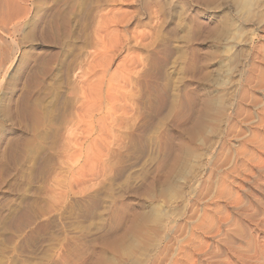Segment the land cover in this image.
Returning <instances> with one entry per match:
<instances>
[{
  "label": "rangeland",
  "instance_id": "obj_1",
  "mask_svg": "<svg viewBox=\"0 0 264 264\" xmlns=\"http://www.w3.org/2000/svg\"><path fill=\"white\" fill-rule=\"evenodd\" d=\"M10 1L1 12L20 17L0 32L9 59L0 69V264L139 256L140 264H264V8L252 0ZM34 62L33 83L26 70ZM158 90L167 100L160 112ZM182 92L194 111L175 122ZM8 140L16 144L9 174ZM24 204L29 223L16 230L12 216Z\"/></svg>",
  "mask_w": 264,
  "mask_h": 264
},
{
  "label": "bare ground",
  "instance_id": "obj_2",
  "mask_svg": "<svg viewBox=\"0 0 264 264\" xmlns=\"http://www.w3.org/2000/svg\"><path fill=\"white\" fill-rule=\"evenodd\" d=\"M1 1H3L4 3H5V1H6V3L5 4H7V6H8V3H7V1L8 0H1ZM0 1V2H1ZM10 1V0H9ZM13 0H11L10 1V3H9V6H10V4H11V2H12ZM196 1V0H195ZM4 3L2 4V3H0L1 5H4ZM55 3V2H54ZM246 3V2H245ZM252 6H254L253 8H259V7H262V8H264V2H262V1H260V0H252ZM13 6H15L14 4H12ZM11 5V6H12ZM22 5V4H21ZM5 6V5H4ZM19 6H20V4H19ZM19 6H18V8H19ZM1 8H0V32H1V35L2 34H4L5 35V33H7V32H9L8 31V28H7V25L8 24H10V23H12V21L13 20H15V19H18V17H20V14H18V13H20L19 12V10L18 11H16V10H14L13 8L11 9L10 8V10L9 11H6L5 13H4V10H3V12H1V10L3 9L2 7L3 6H0ZM25 7V6H24ZM4 8H6V10H8L9 9V7L7 8L6 6L4 7ZM17 8V7H16ZM262 8H259V9H262ZM25 9V8H24ZM24 9H20V11H22V10H24ZM55 9H56V7H55ZM14 10V11H13ZM51 10H53V9H51ZM51 10H50V12H51ZM17 13H16V12ZM53 11H55V10H53ZM53 11L50 13V16H49V20H46L48 23L46 24L45 23V27H46V29H48V30H51L52 29V27H51V24H53V23H51V21H50V18L52 19V15H53ZM254 11V10H253ZM260 11V10H259ZM258 11V12H259ZM262 11V10H261ZM56 12V11H55ZM22 13V12H21ZM254 13V12H253ZM261 13V12H260ZM259 14V13H258ZM245 15V14H244ZM256 13L254 14V18H256ZM22 16V15H21ZM68 16V15H67ZM253 16V15H252ZM264 16V15H263ZM194 18H195V15L193 16ZM245 19H246V17H245ZM263 19V18H262ZM258 20V19H257ZM256 20V21H257ZM264 20V19H263ZM262 20V21H263ZM198 21V20H197ZM253 21V20H252ZM202 22V21H201ZM258 22V21H257ZM256 22V23H257ZM261 22V21H260ZM259 23V22H258ZM263 23V22H262ZM67 24V23H66ZM255 24V23H254ZM199 25V24H198ZM260 25V24H259ZM43 27V26H42ZM258 27V26H257ZM263 27V26H262ZM44 28V27H43ZM264 30V29H263ZM5 31H7V32H5ZM8 35V34H7ZM195 35V34H194ZM199 35V34H198ZM244 35V34H243ZM2 38V37H1ZM250 38H251V36H250ZM195 40V39H194ZM251 40V39H250ZM2 42H3V40H1ZM247 42H249V40L247 41ZM2 45V44H1ZM3 45H4V43H3ZM165 46V45H164ZM3 47V46H2ZM2 47H0V48H2ZM247 47V46H246ZM3 50H5L4 49V47L2 48ZM164 49V48H163ZM2 50V51H3ZM168 50V49H167ZM241 50V49H240ZM258 50V49H257ZM4 53H5V51H4ZM8 53H9V51H8ZM164 53H165V51H164ZM239 53H240V51H239ZM246 53H247V51H246ZM246 53H244V54H246ZM243 54V51L241 50V53H240V56ZM3 55V52H1V49H0V57ZM6 54H4L3 55V57H1L0 58V69L5 65V59H6V61L7 60H9L8 58H4V56H5ZM7 56V55H6ZM238 56H239V54H238ZM243 55L241 56V57H239V59L238 60H236L237 61V63H236V65H235V67H234V70H233V72H232V74H231V76H228V77H230L229 79H228V81H227V86H226V90H225V93H224V101H225V103H226V105H228V106H232V104H233V100H234V93H235V91H236V89L238 88V82H239V79H240V76H241V74H242V65H243V61H244V59H243ZM246 57H247V54H246ZM4 58V59H3ZM246 60V59H245ZM260 61V60H259ZM8 62V61H7ZM246 62V61H245ZM38 62H34L31 66H29L28 67V69L26 70V73L28 74V76L30 77V79L33 81V83L35 82V79H36V77H37V70L38 69H36V68H38L37 66H38ZM245 64V63H244ZM234 65V64H233ZM41 66V65H40ZM88 66V65H87ZM6 67V66H5ZM105 70V69H104ZM232 70V69H231ZM37 72V73H36ZM42 73V72H41ZM187 74V73H186ZM42 75V74H41ZM184 75V74H183ZM191 75V74H190ZM104 76V75H103ZM90 77V76H89ZM252 77V76H251ZM84 78H86V77H84ZM92 78V77H91ZM101 78H103L102 76H101ZM101 78H100V80H101ZM105 78V77H104ZM185 77H183V79H184ZM37 79H39L38 77H37ZM97 79L99 80V78L97 77ZM182 79V78H181ZM189 79V78H188ZM27 80V79H26ZM84 81V80H83ZM94 81H96V80H94ZM27 82V81H26ZM38 82V81H37ZM92 82V81H91ZM100 82V81H99ZM102 82H103V80H102ZM113 82V81H112ZM111 82V83H112ZM28 83V82H27ZM115 83V82H114ZM255 83V82H254ZM88 84H89V82H88ZM87 84V85H88ZM99 84V83H98ZM103 84V83H102ZM117 84V83H116ZM124 84V83H123ZM29 85V84H28ZM100 85H101V82H100ZM111 85V84H110ZM120 85V84H119ZM118 85V86H119ZM125 85V84H124ZM117 86V85H116ZM121 86V85H120ZM249 86V85H248ZM111 87V86H110ZM110 87H105L106 89H108V88H110ZM123 86H121V88H122ZM127 87V86H126ZM161 87V86H160ZM99 89H100V87H98ZM114 89H116L115 87H113ZM110 89L109 91H111V90H114V89ZM121 88H120V91H122L121 90ZM254 88V87H253ZM102 89V88H101ZM100 89V90H101ZM187 89V88H186ZM82 90V89H81ZM163 90V89H162ZM185 89H183V91H184ZM102 91V90H101ZM103 91H106V90H103ZM108 91V90H107ZM106 91V92H107ZM108 91V92H109ZM118 91V90H117ZM161 92H164V91H157L156 92V102H157V104H156V106H157V110L160 112L161 110H163L162 108H164V106L166 107V105H165V100H166V98H164V96H163V93H161ZM261 92V91H260ZM26 93V92H25ZM183 93V92H182ZM105 94V93H104ZM108 93H106V95H107ZM165 95V94H164ZM183 102H182V107H181V109H178V110H180L176 115H175V119H174V121L175 122H180V121H182L183 122V120H186L190 115H191V113H192V110H193V98L191 99V98H189V96H188V94L186 93V92H184L183 94ZM245 95V94H244ZM223 96V95H222ZM176 97V96H175ZM234 97V98H233ZM261 100V99H260ZM25 101V100H24ZM167 101V100H166ZM223 101V102H224ZM250 101V100H249ZM26 103V102H25ZM175 103V102H174ZM260 103V102H259ZM262 103H263V101H262ZM167 104V103H166ZM179 104V103H178ZM204 104H206V103H204ZM26 105V104H25ZM27 105H28V103H27ZM81 105V104H80ZM169 105V104H168ZM176 105V104H175ZM203 105V104H202ZM22 107V106H21ZM80 107V106H79ZM84 107V106H83ZM169 107V106H168ZM206 107V106H205ZM156 108V107H155ZM78 109V108H77ZM82 108H80V111H83V110H81ZM172 109H173V107H172ZM175 109V108H174ZM203 109V108H202ZM202 109H200V110H202ZM79 110V109H78ZM115 110V108L114 107H112V108H110L108 111H110V113H111V111L113 112ZM157 110H155V111H157ZM196 110H198V109H196ZM34 111V110H33ZM194 111V110H193ZM79 112V111H78ZM116 112V111H115ZM22 113V112H21ZM114 113V112H113ZM117 113V112H116ZM115 113V114H116ZM79 114V113H78ZM159 114V113H158ZM157 113H156V115H158ZM205 114V113H204ZM111 115V114H110ZM197 115V114H196ZM248 115V114H247ZM76 116V115H75ZM107 116H108V118H110L109 117V114H107ZM249 116V115H248ZM25 117H26V115H25ZM112 117L114 118V116L112 115ZM160 117V116H159ZM158 117V118H159ZM198 117V116H197ZM195 118V117H194ZM228 118H229V116H228ZM82 119V118H81ZM112 119V118H111ZM90 120V119H89ZM161 120V119H160ZM98 121H100V120H98ZM80 122V121H79ZM96 122H97V120H96ZM101 122V121H100ZM228 122V121H227ZM264 122V121H263ZM76 123V122H75ZM81 123V122H80ZM99 123V122H98ZM157 123V122H156ZM101 124V123H100ZM150 124V123H149ZM76 126H77V124H75ZM78 125H80L79 123H78ZM84 125V124H83ZM103 125V124H102ZM173 125V124H172ZM224 125H225V119L224 120H222V121H220L219 122V125H218V127L213 131V133L211 134V136H210V138H208L207 139V141H206V143H205V146H204V151L203 152H205V155H207V153L210 151V150H212L213 148H214V146L218 143V140L220 139V137L222 138V136L224 135V133H223V130L225 129L224 128ZM227 125V124H226ZM75 126V127H76ZM86 126H87V123H86ZM90 126H92L91 124H88V127H90ZM103 127V126H102ZM70 128V127H69ZM68 128V131L67 132H70L71 131V129H69ZM224 128V129H223ZM91 129V128H90ZM70 130V131H69ZM72 130H73V128H72ZM87 130V129H86ZM79 131V130H78ZM81 131V130H80ZM89 131V129L87 130V132ZM75 132V131H74ZM74 132H72L71 134H74ZM86 132V133H87ZM68 135V134H67ZM67 137H69V136H67ZM165 137V136H164ZM72 139V138H71ZM75 139V138H74ZM77 139H75V141H76ZM167 141H168V139H166ZM166 140H164V141H166ZM71 141V140H70ZM69 141V142H70ZM74 141V142H75ZM78 141V140H77ZM67 143V142H66ZM167 143V142H166ZM70 144V143H69ZM76 144V143H75ZM74 144V145H75ZM89 144V143H88ZM94 144V143H93ZM15 142L14 141H12V140H8L5 144H4V150H5V152L4 153H6V155H7V157H8V160H6V161H8V164H7V166H6V168H5V166H4V168H5V173H8L11 169H10V165H12L13 164V161H14V151H15ZM162 147V146H161ZM164 148H165V146H164ZM170 150V149H169ZM168 152V151H167ZM1 154H3V153H1ZM0 154V155H1ZM16 156V155H15ZM163 157L165 158V156L163 155ZM7 159V158H6ZM203 159H205V158H203ZM17 160V159H16ZM1 161H2V155L0 156V163H1ZM198 165H197V167H196V169H195V171H194V173H193V175H192V177L190 178V181L192 182V180L194 181V179L200 174V172H201V169H202V166H203V164H204V161H200V162H198L197 163ZM14 165V164H13ZM2 167L1 168H3V165H1ZM158 166V165H157ZM3 172V171H2ZM9 174V173H8ZM190 181H188L187 182V184L186 185H189V183H190ZM186 188V187H185ZM192 188V187H191ZM180 198H182V197H180ZM179 200V199H178ZM182 200H183V198H182ZM180 201H181V199H180ZM185 202V201H184ZM24 206H25V204L24 205H22L19 209H18V211L16 212V213H14L13 214V216H12V227L14 228V229H16V230H20V229H22V228H24V227H26L27 225H28V223H29V221H28V219H27V217H26V213L24 212L25 210L23 209L24 208ZM175 206V205H174ZM173 207V206H172ZM24 210V211H23ZM174 210V209H173ZM173 210H172V208H171V211L169 212L171 215H173L174 214V212H173ZM174 211H177V210H174ZM25 213V214H24ZM29 218V217H28ZM145 254V253H144ZM145 257V256H144ZM142 261H144L143 260V258L142 257H140L139 256V258H135V259H133L131 262H130V264H140V263H142Z\"/></svg>",
  "mask_w": 264,
  "mask_h": 264
}]
</instances>
